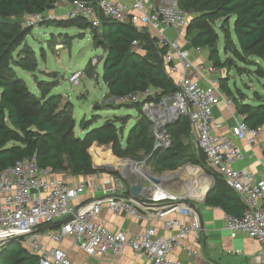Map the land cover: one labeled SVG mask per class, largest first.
<instances>
[{
	"label": "built area",
	"instance_id": "built-area-1",
	"mask_svg": "<svg viewBox=\"0 0 264 264\" xmlns=\"http://www.w3.org/2000/svg\"><path fill=\"white\" fill-rule=\"evenodd\" d=\"M61 5H66V11L59 17L54 10ZM79 17L92 26H100L104 17L132 23L156 39L158 52L173 79L174 91L163 93L161 88L148 89L119 101L144 102L143 111L153 123L156 143L164 148L172 144L167 126L181 116L188 117L191 136L197 149L206 155L209 173L213 178V173H218L243 204L241 215L226 214L225 227L233 235L242 233L264 245V158L256 152L261 129L249 126L245 116L236 110L233 98L221 88L219 76L215 77L221 74V69L209 60L205 48H188L166 35L168 28H186L191 12L181 8L178 0L162 1L152 8L148 7V0H61L44 13L26 15L23 24L29 26L58 18ZM132 45L138 48L139 40H134ZM83 76L84 71H75L70 82L78 85ZM220 105H224L234 119L231 134L221 133L225 123L215 115V108ZM235 139L244 142L250 149L248 156L262 165L259 178L248 167L235 166L245 158ZM144 161L136 164L143 166ZM157 190L156 194H146L138 200L130 194L124 174L117 170L100 179L73 184L51 168H41L35 156L25 158L0 172V253L14 237L37 256L38 264H73L67 251L60 246L64 240L71 239L93 256L104 253L119 256L130 249L143 255L147 264H183L171 254L191 233L196 232L199 237L200 225L195 216L190 224L176 217L167 218L165 225L176 229L169 235L149 226L130 236L123 230H110L99 222L105 206L114 212L126 210L146 218L135 205L148 207V201L170 202L167 209L159 211L160 216L172 211L193 215L183 204L181 195L163 188ZM85 193L91 196L82 200ZM68 217L71 219L61 226L42 230L45 225ZM189 252L196 253L195 250Z\"/></svg>",
	"mask_w": 264,
	"mask_h": 264
},
{
	"label": "trees",
	"instance_id": "trees-1",
	"mask_svg": "<svg viewBox=\"0 0 264 264\" xmlns=\"http://www.w3.org/2000/svg\"><path fill=\"white\" fill-rule=\"evenodd\" d=\"M61 0H0V172L28 157L35 156L43 169L51 168L61 177L63 174L91 175L97 172L89 148L97 147L98 153L110 157L146 151V162L155 171H173L190 162L202 166L207 172V158L198 149L193 151L183 140L191 136L189 119L181 116L167 126L172 144L156 152V137L153 123L144 113V102H131L140 113L130 129L125 146L122 144L121 127L116 121L107 119L100 126L90 128L91 123L81 121L86 134H76L73 104L63 101L60 93H34L26 81L17 74L16 67L34 72L38 60L25 37L31 28L23 24L26 15L44 13L53 9ZM181 8L190 11L187 34L193 47L209 51L208 58L217 68H224L218 54V32L214 22L234 17V33L237 41L225 35V51L256 54L264 62V0H178ZM71 22L90 28L98 44L105 47L103 79L110 96L119 100L148 89L161 88L163 93L175 89L164 60L159 54L156 39L145 29L132 23H124L104 17L100 26H92L86 19H54L49 24L59 27L70 26ZM100 32V33H98ZM134 40L140 46L133 47ZM223 91L234 100L236 110L245 116L251 127H264V103H246L234 95L227 77L219 76ZM51 81L38 80L40 89L52 86ZM159 93L157 99H159ZM121 104V103H120ZM102 106V105H101ZM102 109L113 108L107 103ZM192 137V136H191ZM264 155V148H263ZM214 187L209 191L206 202L221 207L227 214L239 216L243 204L235 191L218 173ZM65 178V177H64ZM8 243L0 253V264H38V258L18 242V248Z\"/></svg>",
	"mask_w": 264,
	"mask_h": 264
},
{
	"label": "rangeland",
	"instance_id": "rangeland-1",
	"mask_svg": "<svg viewBox=\"0 0 264 264\" xmlns=\"http://www.w3.org/2000/svg\"><path fill=\"white\" fill-rule=\"evenodd\" d=\"M148 7L152 8L151 2H148ZM57 16H59L58 13ZM71 23L67 27L49 24V21L29 25L28 27L32 30L25 37L24 42L35 51L38 68L36 71L31 72L16 67L17 74L26 81L28 87L38 96H41L43 92L60 93L63 95V101L69 100L73 104L72 113L76 120L75 131L78 136L83 137L87 132L81 126L82 120L91 123L89 129H92L110 119L116 121L117 125L121 127L122 144L125 146L128 133L135 125L140 112L132 106L131 102L122 103L110 96L103 79L102 58L106 53L105 47L98 44L100 38H95L90 28H84L78 22ZM213 24L218 32L219 57L222 61H228V65L221 68V74L215 77H227L234 95L245 99L246 103H264V62L256 54L241 50L239 53L225 51L224 44L227 33L230 34L231 39L237 41L233 29L234 17L218 19ZM188 39H190L189 35ZM206 52L209 55V51L206 50ZM94 59H96V62ZM79 70L84 71V76L78 85H73L70 82V76L73 72ZM39 79L51 81L53 84L50 87L46 86L44 89H40L38 86ZM107 103H112L113 108L102 109L101 107ZM262 134L264 137V127ZM182 138L193 151L198 150L191 136L184 135ZM89 151L96 161L106 159L109 162L108 156L104 153H98L100 150L90 147ZM256 152L264 158L263 145L260 142L256 145ZM110 153L116 160L125 159L123 163L117 165V173H125L127 168L134 170V167H136L135 174L129 176V180L139 178L134 177L137 175L136 172L141 173L142 176L145 175L147 170L156 175H167L179 172L188 165H195L187 162L176 170L159 173L147 162V170L140 165L142 161H146V151H140L135 155ZM135 161L140 162V164L137 165ZM13 244V248H18V242Z\"/></svg>",
	"mask_w": 264,
	"mask_h": 264
},
{
	"label": "crops",
	"instance_id": "crops-1",
	"mask_svg": "<svg viewBox=\"0 0 264 264\" xmlns=\"http://www.w3.org/2000/svg\"><path fill=\"white\" fill-rule=\"evenodd\" d=\"M162 1L168 0H148V2H151L152 7ZM54 11L56 14L58 13L60 17L66 11V5H61ZM165 33L170 39L178 40L181 44L188 48L193 47L188 39L187 28L178 30L168 28ZM193 56L196 59L198 58L196 54ZM215 115L216 118L224 121L225 123L221 133L231 134L230 131L232 125L234 124V119L229 111L224 108V105H220L215 108ZM234 141L245 154V158L238 161L235 166L237 168L248 167L255 173V176L259 178L262 165L256 158H250L248 156L250 154V149L244 142L238 139H235ZM259 142L264 148L262 130ZM92 147L97 148L94 146ZM124 160V158L116 160L113 156H110L109 162L106 159H103V161L100 159L99 161L95 160V162L101 166L107 165L117 169V165L123 163ZM195 166L201 168L210 180H203V178H200L199 176L196 177L193 174L191 175L188 171L181 173V170L179 172L167 174L169 177L163 178L160 183L154 185V188L152 189V193L154 192L155 194L158 192L157 189L163 188L171 193L181 195L185 206H187V200L192 203L191 205H193L194 209L188 206L187 207L192 211L193 215H184L178 211H172L164 216H160L159 211L167 209L170 202L148 201V207L137 204L135 205L138 211L145 215L146 218L139 217L126 210L114 212L105 206L99 217V222L110 230H123L130 236L143 232L149 226L156 227L159 233L169 235L175 232L176 229L168 228L165 225V220L167 218L176 217L182 222L190 224L193 222L195 216L200 225L199 237H197L196 232L191 233L183 241V244L177 246L173 250L171 254L172 257L180 259L183 264H264V245L242 233L233 235L225 227V217L227 213L219 206L207 204L206 197L209 191L214 187L210 188L213 181H215V177L213 178L209 172L207 173L202 166ZM134 170H136V167H134ZM134 170L127 168L125 173H120L124 174L126 184L129 188L132 183V180H129V176H133L135 174ZM108 173L110 172L106 169L97 168V172L91 175L63 174V176L68 182L74 184L80 181L100 179ZM137 181L143 187H148L149 185V183L145 180L140 181V179H138ZM154 193L152 195H154ZM90 196L91 193H85L81 199L86 200L90 198ZM195 209L199 212V214L195 211ZM60 246L67 251L73 264H147V260L143 255L136 254L130 249L124 251L119 256H114L111 253L97 254L93 256L87 254L79 246L75 245L71 239L64 240ZM193 250H195L196 253L190 254L189 251Z\"/></svg>",
	"mask_w": 264,
	"mask_h": 264
},
{
	"label": "water",
	"instance_id": "water-1",
	"mask_svg": "<svg viewBox=\"0 0 264 264\" xmlns=\"http://www.w3.org/2000/svg\"><path fill=\"white\" fill-rule=\"evenodd\" d=\"M80 18H83V17H80ZM163 149H164V147L161 144L156 143L154 150H156L157 153H159ZM94 167L95 168H100V169H106L109 172H115L116 171V169H114V168H112L110 166H107V165L106 166H99V164L96 163L95 161H94ZM143 167L147 170L146 161L143 162ZM140 174L141 173L138 172L135 177H137V178L139 177L140 181H142V180L147 181L149 183V185H148V187H143L137 181V179L134 178L132 180V183L130 184V191H131L132 196L134 198L138 199V200H140L141 198H143V196H145L146 194L147 195H150V194L152 195L153 194L152 193V189L154 188V185L160 183V181L165 176L164 174H162V175H156L155 173H152L151 171H148V170L146 171L145 175L143 174V176H142V174L141 175ZM214 184H215V181H213V183L211 184V187L210 188H212L214 186ZM191 204L192 203L190 201H188V200L186 201V205L188 207L194 209L193 205H191ZM195 211L199 214V212L196 209H195ZM70 219H71V217H68L66 219H62V220H58V221L52 222L50 224L45 225L42 228V230L43 229H47V228H49V229L57 228V227L61 226L62 224L66 223ZM9 241H10V243L19 242L14 237L11 238Z\"/></svg>",
	"mask_w": 264,
	"mask_h": 264
},
{
	"label": "bare ground",
	"instance_id": "bare-ground-1",
	"mask_svg": "<svg viewBox=\"0 0 264 264\" xmlns=\"http://www.w3.org/2000/svg\"><path fill=\"white\" fill-rule=\"evenodd\" d=\"M184 171H188L191 175H195L196 177H200L203 178V180H210V178L203 172V170H201V168H199L198 166L195 165H188V167L183 168V170L181 171V173H183ZM180 174V173H179ZM176 176V175H175ZM180 176V175H178ZM169 176L166 175L163 178H168ZM209 182V181H208ZM154 193V192H153Z\"/></svg>",
	"mask_w": 264,
	"mask_h": 264
}]
</instances>
